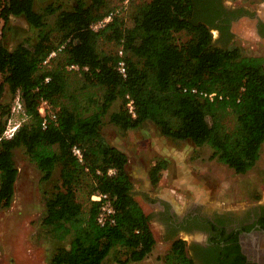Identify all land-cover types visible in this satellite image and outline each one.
<instances>
[{
    "label": "trees",
    "instance_id": "16d2710c",
    "mask_svg": "<svg viewBox=\"0 0 264 264\" xmlns=\"http://www.w3.org/2000/svg\"><path fill=\"white\" fill-rule=\"evenodd\" d=\"M223 1L132 0L128 18L119 14L99 29L92 25L121 4H50L45 13L57 17L48 30L35 0H0L4 26L11 16H23L40 31L36 42L23 40L9 48L0 41V96L5 84L14 96L19 91L27 115L13 138L0 139V208L10 207L14 198L17 149L25 151L45 181H52L60 167L46 198L44 224L54 239L67 240L69 246L57 247L49 264H103L115 247L125 252L123 262L141 261L156 244L150 217L135 196L128 155L101 133L107 115L124 130L151 121L166 137L207 145L211 159L237 173L259 160L264 144V57L245 55L230 45L231 22L248 12L228 9ZM181 32L188 34L183 42ZM105 44L112 48H103ZM121 46L126 77L117 69ZM53 50L57 55L43 65ZM73 64L79 70L69 69ZM72 75L80 82L73 91ZM93 89L96 92L87 91ZM41 99L57 112V121L46 128L38 110ZM130 99L135 114L127 107ZM10 111V105L0 103V137ZM75 145L82 149L83 161L73 153ZM163 166L164 161L155 165L153 177L158 178ZM96 192L109 194L114 223L98 222L102 202L91 199ZM186 246L183 238L173 240L167 263L192 264Z\"/></svg>",
    "mask_w": 264,
    "mask_h": 264
},
{
    "label": "rangeland",
    "instance_id": "374dc122",
    "mask_svg": "<svg viewBox=\"0 0 264 264\" xmlns=\"http://www.w3.org/2000/svg\"><path fill=\"white\" fill-rule=\"evenodd\" d=\"M108 1L112 6L122 2ZM74 2L35 0V8L45 13V7L50 4L70 8ZM223 2L231 9L244 8L248 12L232 22L234 38L230 45L245 55L264 57V37L259 36L255 28L257 19H264V0ZM124 13L128 18L129 8ZM45 17L46 29L50 30L54 27L57 14L45 13ZM39 33L23 16H11L5 26L0 19V41L9 48L23 40L36 42ZM214 36L218 37L217 30H214ZM178 38L183 42L188 34L178 33ZM102 47L111 49L112 45L105 44ZM71 82L72 91L80 85L76 75H72ZM2 83L3 76L0 73V85ZM3 89L0 103L12 107L14 94L9 91L8 84ZM101 133L109 143L127 153V170L134 183L135 196L150 217L156 239L152 252L141 261L123 262L126 259L125 252L115 247L103 264H168L166 256L173 239L167 238L159 220L161 200L171 203L182 214L191 205L198 203L209 211L216 208L239 211L264 198V144L257 163L248 171L237 173L234 168L211 159L212 149L209 146L166 137L151 121L141 127L124 130L111 123L107 115L101 125ZM15 161L19 173L14 198L10 207L0 208V264H49L57 247L69 246L67 240L54 239L44 224L46 198L60 177V167H57L52 181H45L42 172L23 149L15 151ZM160 161H164V166L156 178L153 177V168ZM183 238L187 241L186 237Z\"/></svg>",
    "mask_w": 264,
    "mask_h": 264
},
{
    "label": "flooded vegetation",
    "instance_id": "af4514ba",
    "mask_svg": "<svg viewBox=\"0 0 264 264\" xmlns=\"http://www.w3.org/2000/svg\"><path fill=\"white\" fill-rule=\"evenodd\" d=\"M261 22L264 19L258 18L255 28L264 37ZM160 205L159 220L167 238L186 237L192 264H260L262 261L264 198L239 211L218 208L209 211L198 203L181 214L169 202L161 200Z\"/></svg>",
    "mask_w": 264,
    "mask_h": 264
},
{
    "label": "built area",
    "instance_id": "2783aa9c",
    "mask_svg": "<svg viewBox=\"0 0 264 264\" xmlns=\"http://www.w3.org/2000/svg\"><path fill=\"white\" fill-rule=\"evenodd\" d=\"M132 0H123L121 5L111 11L109 14H107L103 19L97 21L92 25L94 29H99L110 23L115 16L119 14H123L124 11L128 8V6L131 4ZM61 49V48H59ZM57 55V51L53 50L49 53L47 58L43 61V65H47L50 63V61ZM118 55L121 57L118 62H117V69L119 73L123 76H127V65L126 61L123 58V47H119L118 49ZM87 68V67H86ZM69 69L73 70H79V66L76 64H73L69 66ZM50 78L47 77L46 81H48ZM194 92H196V89H193ZM207 95V94H205ZM210 98H213L215 96V93H211L208 95ZM129 97V96H128ZM127 107L129 111L132 114H135V106H134V101L132 99L129 100L127 103ZM39 113L42 116V125L43 128H46L51 120L54 122L57 121V112L53 108L52 104L46 100V99H41L40 100V105L38 107ZM17 115H21V117H17ZM27 118L26 112H25V107L21 98V93L18 91L15 96H14V102L11 107V111L9 116L5 120V129L3 133L1 134L0 139H11L14 137L15 133L18 131L19 127L21 126L22 122L25 121ZM73 153L75 156L80 160L83 161V152L82 149L78 146L73 147ZM109 173H114V169H110ZM92 200L95 201H101V211L98 216V222L102 225L106 223H114L115 221V209L113 207L111 198L109 194L107 193H101V192H96L91 196Z\"/></svg>",
    "mask_w": 264,
    "mask_h": 264
},
{
    "label": "water",
    "instance_id": "95a60500",
    "mask_svg": "<svg viewBox=\"0 0 264 264\" xmlns=\"http://www.w3.org/2000/svg\"><path fill=\"white\" fill-rule=\"evenodd\" d=\"M261 260L260 264H264V257H262Z\"/></svg>",
    "mask_w": 264,
    "mask_h": 264
}]
</instances>
